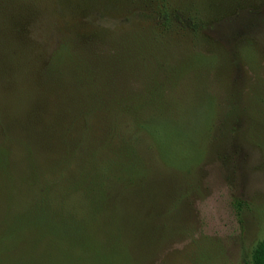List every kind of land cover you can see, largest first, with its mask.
Wrapping results in <instances>:
<instances>
[{"label": "rangeland", "instance_id": "374dc122", "mask_svg": "<svg viewBox=\"0 0 264 264\" xmlns=\"http://www.w3.org/2000/svg\"><path fill=\"white\" fill-rule=\"evenodd\" d=\"M61 1L0 0V8L14 9L11 19L0 21V119L11 136L30 141L44 154L46 167L53 164L55 146L47 117L57 105L48 108L47 97L31 80L39 69L38 52L42 67L62 29L88 37L116 25L154 21L142 9L127 15L118 0ZM72 4L68 28L58 26L56 32L45 26L57 20L46 8ZM205 36L224 51H218L216 69L205 66L213 47L201 41L185 69L197 94L185 107L172 106L156 121L148 119L130 145L136 146L134 154L105 167L96 205L91 207L90 195L71 189L59 197L26 193L20 198H32L33 205L36 198L42 202L37 212L48 208L49 200L56 207L52 218L28 222L32 210L15 204L14 184L7 190L8 175L20 171L12 165L16 154L0 146V264L250 263L255 246L264 240V121L249 113L254 59L239 48L255 43L264 72V1L212 24ZM212 58L208 64L216 63ZM54 90L52 95L59 93ZM230 97L235 109L228 120L221 116V102ZM211 133L215 142L209 140ZM99 171L90 169V177L97 179L103 174ZM37 212L34 216L42 215Z\"/></svg>", "mask_w": 264, "mask_h": 264}, {"label": "trees", "instance_id": "16d2710c", "mask_svg": "<svg viewBox=\"0 0 264 264\" xmlns=\"http://www.w3.org/2000/svg\"><path fill=\"white\" fill-rule=\"evenodd\" d=\"M58 1L62 3L61 0ZM118 1L125 5L127 15L138 13L142 9V13L148 16L153 14L146 18L154 21H135L127 26L116 25L100 32L96 31L93 36L84 37L78 32L66 34L60 29V26L69 27V9L73 4L63 8H46L47 11L55 12L56 21H61L58 23L50 19L45 25L56 32L59 26L60 42L42 67L39 64L38 52L36 63L39 69L31 75V80H36V90L40 95L47 97L48 108L54 103L57 105V112L50 111L47 117L51 128V145H55L50 153L52 166H44L47 161L44 154L36 151L30 141L11 136V130L4 120L0 119L3 135L0 137V146L7 148L11 154H16L17 158L12 165L20 168L16 176L8 175L10 180L7 190L10 184H14L16 187L11 192L17 195L13 200L15 204L32 210L26 218L28 222L33 218H52L50 215L56 207L53 201L49 200V207L43 212H37L42 202L36 198L33 205L29 201L32 198H20L26 193L30 196L32 192H47L59 197L62 190L67 193L71 189L90 195L91 207L96 205V192H99V189L102 192L99 178L106 177L105 167L111 168L121 157L134 154L136 146L130 145L136 144V136L143 133L148 119L153 118V121H156L159 114L162 115L166 112L165 109L173 108L172 106L185 107L197 94V90L193 89L194 85L185 77V69L189 63L188 56L197 51L201 41H206L213 47H209L210 51L206 54L205 66L212 65L214 70L216 69L219 56L222 55L218 51H224L216 48L214 41L208 39L205 32L212 24L219 23L242 9L253 8L256 2H260ZM5 10L0 8V21L13 17L14 11L11 10L14 9ZM47 11L44 12L46 16ZM27 16L36 19L38 15ZM176 37L179 38L178 41ZM183 38H186L185 42ZM243 46L245 50H239L250 54L254 59V66L251 65L250 68L254 88L248 101V110L253 116H258L261 122L264 121V72L261 67L263 62L258 59L260 52L255 43L250 41ZM186 49L189 50L188 54L185 53ZM212 57L217 58L216 63L208 64ZM40 76L42 79L37 80ZM45 85L51 88L52 94L56 92L54 89H58L59 93L50 94ZM232 99L230 97L225 99L224 103V99L221 102V116L228 120L233 117L235 109V101ZM214 125L215 121L213 128ZM212 133L209 140L215 142ZM57 146H60L62 151H59ZM96 168H100L99 172L103 174L98 175L97 179H92L90 169ZM56 182L60 184L55 185ZM69 183L75 185L71 187ZM33 184L34 189L31 188ZM64 184L68 186L64 187ZM34 212L42 215L34 216ZM249 264H264V240L255 246Z\"/></svg>", "mask_w": 264, "mask_h": 264}]
</instances>
